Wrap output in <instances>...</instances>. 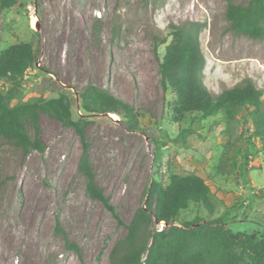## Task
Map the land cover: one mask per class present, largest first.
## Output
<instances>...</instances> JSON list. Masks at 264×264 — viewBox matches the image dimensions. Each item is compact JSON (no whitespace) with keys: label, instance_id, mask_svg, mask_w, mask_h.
I'll use <instances>...</instances> for the list:
<instances>
[{"label":"rangeland","instance_id":"1","mask_svg":"<svg viewBox=\"0 0 264 264\" xmlns=\"http://www.w3.org/2000/svg\"><path fill=\"white\" fill-rule=\"evenodd\" d=\"M226 6L225 0H22L0 9V52L31 42L38 56L13 90L12 103L68 97L74 118L87 122L95 182L113 208L87 192L76 132L40 112L44 153L23 155L0 143V264H110L147 189L155 181L166 186L171 175L202 177L216 205L211 216L190 204L176 225L221 218L234 233L264 236V146L250 122L240 114L230 126L222 113L206 120L177 116L174 94L158 73L157 56L165 52L160 42H170V27L195 24L208 90L218 95L249 81L262 91L264 104V39L228 31ZM90 86L127 103L137 127L123 110L85 114L80 95ZM11 88L0 83L4 93ZM57 221L78 253L57 233Z\"/></svg>","mask_w":264,"mask_h":264},{"label":"trees","instance_id":"2","mask_svg":"<svg viewBox=\"0 0 264 264\" xmlns=\"http://www.w3.org/2000/svg\"><path fill=\"white\" fill-rule=\"evenodd\" d=\"M20 1L0 0V9L9 10ZM225 1L228 31L236 37L263 40L264 0H248L245 5H237L234 0ZM169 37L170 42L167 39L160 42L165 45L162 59L156 56L161 85L174 94L176 115L189 114L206 120L222 113L223 122L230 126L240 114L244 121L250 122L253 137L260 139L264 146L262 91L244 81L213 95L203 82L205 57L200 46L199 28L195 24L172 25ZM37 58L31 42L16 44L0 52V83L6 81L12 87L7 93L0 90V143L20 150L23 155L44 153L39 113H47L76 132L83 147L79 171L87 180V192L113 212L108 199L96 185L89 162L87 122L74 118L68 97L60 95L33 103H12L13 90L21 86L26 71ZM80 101L81 110L87 115H121L123 110L130 127H137L132 108L116 96L90 86L80 95ZM190 204L200 205L211 216L215 213L212 191L202 177L171 175L166 186L153 182L146 191V202L125 225L126 235L112 248L110 264H264V236L234 233L221 218L212 221L197 218L194 222L176 225L179 214ZM162 222L167 227L157 231L154 226ZM56 231L65 237L69 249L76 253L80 251L78 246L68 242L60 221H57Z\"/></svg>","mask_w":264,"mask_h":264},{"label":"built area","instance_id":"3","mask_svg":"<svg viewBox=\"0 0 264 264\" xmlns=\"http://www.w3.org/2000/svg\"><path fill=\"white\" fill-rule=\"evenodd\" d=\"M95 17H96V18H101V17H102V13H101L100 11H97V12L95 13Z\"/></svg>","mask_w":264,"mask_h":264},{"label":"bare ground","instance_id":"4","mask_svg":"<svg viewBox=\"0 0 264 264\" xmlns=\"http://www.w3.org/2000/svg\"><path fill=\"white\" fill-rule=\"evenodd\" d=\"M33 25H35L36 24V19H34L33 20V23H32ZM111 116H115L114 114H111ZM163 223V222H162Z\"/></svg>","mask_w":264,"mask_h":264},{"label":"water","instance_id":"5","mask_svg":"<svg viewBox=\"0 0 264 264\" xmlns=\"http://www.w3.org/2000/svg\"><path fill=\"white\" fill-rule=\"evenodd\" d=\"M166 224V223H165Z\"/></svg>","mask_w":264,"mask_h":264}]
</instances>
